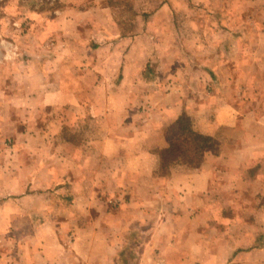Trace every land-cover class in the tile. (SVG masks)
<instances>
[{
  "label": "crops",
  "instance_id": "0c3cea01",
  "mask_svg": "<svg viewBox=\"0 0 264 264\" xmlns=\"http://www.w3.org/2000/svg\"><path fill=\"white\" fill-rule=\"evenodd\" d=\"M203 1L208 18H178L181 9L201 6L198 0L161 1L139 35L107 40L111 57L121 54L111 73L118 82L100 78L107 74L103 56L81 76L73 63L56 64L50 55L19 72L28 81L0 83V264H134V250L136 264H247L236 253L246 241L243 227L235 228V243L231 227L204 222L218 216L220 189H253L260 176L248 172L264 170V97L257 92L264 81V0ZM185 24L198 30L185 35ZM247 25L254 32H244ZM183 40L194 43L190 57ZM148 64L156 69L151 77ZM54 65L58 72L50 73ZM63 106L72 110L68 121L52 115L38 126L41 112ZM183 113L213 143L200 162L176 161L159 175L166 128ZM84 117L95 135L65 138L64 124ZM124 227L147 236L122 243Z\"/></svg>",
  "mask_w": 264,
  "mask_h": 264
},
{
  "label": "rangeland",
  "instance_id": "374dc122",
  "mask_svg": "<svg viewBox=\"0 0 264 264\" xmlns=\"http://www.w3.org/2000/svg\"><path fill=\"white\" fill-rule=\"evenodd\" d=\"M161 1L166 0H0V83H5V80L11 82V77L18 83L28 81L23 79L21 75H24V71H29V63L36 59L48 60L50 55H54V59L51 60L56 64L62 61L65 64L73 63V72H77L81 76L89 70H94L91 69L94 60L103 56L101 61L104 68L107 69V74L100 75V78H104L106 83L120 81L116 74L111 75V73L112 67L120 63L121 54L118 57L114 55L115 58L111 57L107 40H120L121 36L139 35L144 25L153 17V7ZM198 1L201 6L196 7L194 4L191 11L181 9L182 11L177 17L182 18L183 21L186 19L185 22L195 16L208 18L209 13L212 14V12L203 9L205 3L203 0ZM217 1L222 3V0ZM252 26H245L244 32H254ZM205 28L200 27L199 29ZM181 29L185 35L189 34L192 29L194 32L198 30L197 27L192 28L189 24L182 25ZM193 44L190 40L181 42L184 58L190 57ZM248 48L255 50L258 47L253 45ZM167 56H170V53ZM53 68L54 70H50V73H57L58 70L55 65ZM144 71L149 77L156 74L155 67L149 64L144 68ZM19 72H22L20 76H18ZM35 81L37 78L31 79V82ZM90 81H94V79H90ZM141 81L137 77L135 82L141 83ZM262 83L263 85L257 92L263 98V79ZM142 88L145 90L144 86ZM108 89L110 88L108 87ZM145 91H148L147 88ZM107 92L111 91L108 90L105 94L101 93L105 96ZM0 98H4L2 91H0ZM88 99L86 98L87 102H89ZM138 108L143 109L142 106H136V109ZM55 110L51 114L44 112L45 118L41 112L39 118L44 120L39 122L40 128L43 127L41 124H47L52 115L55 118L63 116V120L68 121L72 113L69 107L64 106ZM177 126L176 124L166 128L169 146L161 155L157 170L159 175H167L170 172L169 167L176 164V161L190 165L191 162L193 164L200 162L202 158L199 152L200 144L194 140L193 135L184 133L179 136ZM94 127L95 125L90 122V118L84 117L81 121L73 122L72 120L70 125L64 124L62 132L65 138L69 136L73 142H82L83 140H90L95 135ZM33 143L40 144L39 142ZM7 144H10L9 137ZM177 148H180L181 157L177 155L179 152L174 153ZM255 172H258L260 179L252 183L253 189L251 187L248 189L247 186L245 189V185L241 184L234 188L227 187L226 191L230 192L228 193L219 188L223 192L224 200L214 207L218 211V216L203 220H206L207 222L204 223L207 224L216 223L220 226L231 227L230 235L232 242L237 241L235 243H238L240 236L235 228L243 227L245 230L242 236L245 237L246 241L244 242L246 243L243 242L240 247L238 246L239 250L236 253L243 252L247 264H256L254 261L259 262L254 258L261 259L262 264H264V252L258 255L249 253L255 247L264 248V170L253 169L248 172V177H253ZM251 190L257 191V197L254 200H252L254 197L250 200V195H248ZM216 198H221V196ZM120 202V200H114V204L117 206ZM216 203L218 204V202ZM146 236L147 233H141L137 230L126 232V227H124L119 240L122 243L126 241V243H138L144 241ZM11 237L8 241L17 245L19 240L14 235ZM220 248L218 247L215 251L222 255L223 251ZM212 249L205 251L206 257ZM11 253V256L14 257V250ZM131 255L136 259L134 262L136 264L139 256L137 250H134Z\"/></svg>",
  "mask_w": 264,
  "mask_h": 264
},
{
  "label": "trees",
  "instance_id": "16d2710c",
  "mask_svg": "<svg viewBox=\"0 0 264 264\" xmlns=\"http://www.w3.org/2000/svg\"><path fill=\"white\" fill-rule=\"evenodd\" d=\"M177 125H178L177 128H178L179 134L182 135L184 133H189V134L193 135L194 140L200 144L199 145V152L200 153L202 152V150H205V149L211 147V145L213 143V138L210 136H206V135L200 134L198 132H195L192 129V125H191L190 118H189L188 114L183 113L179 117V119L177 121ZM179 150H180V148H177L174 153L179 152L177 155L179 157H181V151H179Z\"/></svg>",
  "mask_w": 264,
  "mask_h": 264
}]
</instances>
